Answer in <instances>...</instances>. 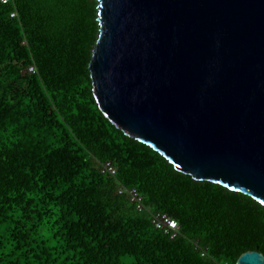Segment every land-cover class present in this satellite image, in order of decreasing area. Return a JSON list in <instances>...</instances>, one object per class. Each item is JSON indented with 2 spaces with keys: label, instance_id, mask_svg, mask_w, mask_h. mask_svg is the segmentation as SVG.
Masks as SVG:
<instances>
[{
  "label": "trees",
  "instance_id": "1",
  "mask_svg": "<svg viewBox=\"0 0 264 264\" xmlns=\"http://www.w3.org/2000/svg\"><path fill=\"white\" fill-rule=\"evenodd\" d=\"M97 17L96 0H0V264L264 254L262 203L177 170L101 112L89 69ZM108 161L115 174L103 172ZM120 187L136 188L144 210ZM158 211L180 223L178 236L155 228Z\"/></svg>",
  "mask_w": 264,
  "mask_h": 264
},
{
  "label": "water",
  "instance_id": "2",
  "mask_svg": "<svg viewBox=\"0 0 264 264\" xmlns=\"http://www.w3.org/2000/svg\"><path fill=\"white\" fill-rule=\"evenodd\" d=\"M96 1L101 112L177 170L264 205V0Z\"/></svg>",
  "mask_w": 264,
  "mask_h": 264
},
{
  "label": "built area",
  "instance_id": "3",
  "mask_svg": "<svg viewBox=\"0 0 264 264\" xmlns=\"http://www.w3.org/2000/svg\"><path fill=\"white\" fill-rule=\"evenodd\" d=\"M2 1L4 3H7L9 0H2ZM14 15L15 13H11L12 17ZM29 71L35 72L34 66H30ZM103 172H109L111 174H115L116 168L111 162L108 161L104 164ZM118 191L121 194L127 193L130 197V200L134 204H136L139 211L144 210L145 206L143 203V198L139 194L136 188L126 189V188L120 187ZM152 223L155 226V228H157L158 230H161L163 233L169 235L172 238L178 236V234L180 233V228H181L180 223L176 219L168 215L167 213H164L161 211L154 212L152 214ZM205 254H206V251L205 250L202 251V255L204 256ZM221 264H231V263L229 261H225Z\"/></svg>",
  "mask_w": 264,
  "mask_h": 264
}]
</instances>
